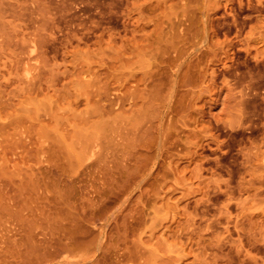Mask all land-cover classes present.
I'll use <instances>...</instances> for the list:
<instances>
[{
	"label": "rangeland",
	"instance_id": "374dc122",
	"mask_svg": "<svg viewBox=\"0 0 264 264\" xmlns=\"http://www.w3.org/2000/svg\"><path fill=\"white\" fill-rule=\"evenodd\" d=\"M0 264H264V0H0Z\"/></svg>",
	"mask_w": 264,
	"mask_h": 264
}]
</instances>
